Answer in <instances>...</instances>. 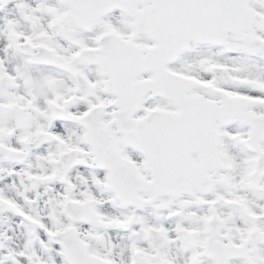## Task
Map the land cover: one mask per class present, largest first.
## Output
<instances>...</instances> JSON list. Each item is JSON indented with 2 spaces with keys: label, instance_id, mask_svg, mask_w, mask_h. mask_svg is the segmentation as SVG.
Masks as SVG:
<instances>
[{
  "label": "snow or ice",
  "instance_id": "obj_1",
  "mask_svg": "<svg viewBox=\"0 0 264 264\" xmlns=\"http://www.w3.org/2000/svg\"><path fill=\"white\" fill-rule=\"evenodd\" d=\"M0 264H264V0H0Z\"/></svg>",
  "mask_w": 264,
  "mask_h": 264
}]
</instances>
